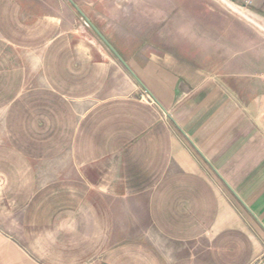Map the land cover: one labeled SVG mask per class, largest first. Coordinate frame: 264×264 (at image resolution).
Returning a JSON list of instances; mask_svg holds the SVG:
<instances>
[{
	"label": "crops",
	"instance_id": "obj_1",
	"mask_svg": "<svg viewBox=\"0 0 264 264\" xmlns=\"http://www.w3.org/2000/svg\"><path fill=\"white\" fill-rule=\"evenodd\" d=\"M75 9L0 0V264H264V65L120 52L144 87Z\"/></svg>",
	"mask_w": 264,
	"mask_h": 264
},
{
	"label": "rangeland",
	"instance_id": "obj_2",
	"mask_svg": "<svg viewBox=\"0 0 264 264\" xmlns=\"http://www.w3.org/2000/svg\"><path fill=\"white\" fill-rule=\"evenodd\" d=\"M235 4L264 24L250 7ZM89 6L91 21L127 59L144 60L149 49L193 61L237 60L241 67L230 69L244 74L263 69L264 29L221 0H104ZM76 14L79 25L102 42Z\"/></svg>",
	"mask_w": 264,
	"mask_h": 264
},
{
	"label": "water",
	"instance_id": "obj_3",
	"mask_svg": "<svg viewBox=\"0 0 264 264\" xmlns=\"http://www.w3.org/2000/svg\"><path fill=\"white\" fill-rule=\"evenodd\" d=\"M81 16L86 20V22L91 26L95 34L102 40V42L109 48V50L116 56V58L129 70V72L143 85L137 74L133 71L121 53L116 49V47L109 41V39L101 32V30L91 21V19L86 15V13L79 7V5L74 0H69ZM144 86V85H143ZM145 87V86H144Z\"/></svg>",
	"mask_w": 264,
	"mask_h": 264
},
{
	"label": "bare ground",
	"instance_id": "obj_4",
	"mask_svg": "<svg viewBox=\"0 0 264 264\" xmlns=\"http://www.w3.org/2000/svg\"><path fill=\"white\" fill-rule=\"evenodd\" d=\"M221 1L224 2V4H226L227 6L231 7L232 9L238 11L240 14L246 16L248 19H250L251 21H253L254 23H256L257 25L261 26L264 29V24L259 22L256 18L253 17V15H251V13H248L244 8L236 5L230 0H221Z\"/></svg>",
	"mask_w": 264,
	"mask_h": 264
},
{
	"label": "built area",
	"instance_id": "obj_5",
	"mask_svg": "<svg viewBox=\"0 0 264 264\" xmlns=\"http://www.w3.org/2000/svg\"><path fill=\"white\" fill-rule=\"evenodd\" d=\"M250 1H251V0H246L247 4H248ZM247 4H246L245 6H247V7H248V5H247Z\"/></svg>",
	"mask_w": 264,
	"mask_h": 264
}]
</instances>
